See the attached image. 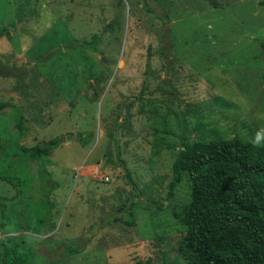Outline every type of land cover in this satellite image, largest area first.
<instances>
[{
    "label": "rangeland",
    "instance_id": "1",
    "mask_svg": "<svg viewBox=\"0 0 264 264\" xmlns=\"http://www.w3.org/2000/svg\"><path fill=\"white\" fill-rule=\"evenodd\" d=\"M259 1L163 0L167 63L158 52L161 21L143 9V0H0V25L15 24L0 37V62L13 67L12 75L0 76L6 104L0 172L13 168L26 179L29 202L24 206L0 178V258L7 238L14 243L24 236L36 264L182 261L178 245L186 226L173 212L191 199L186 171L167 198L181 145L232 137L254 143L258 136L255 144L264 142ZM94 34V50L63 44ZM46 53V60L33 58ZM16 110L24 118L20 136ZM68 131L72 138L27 164L8 152L15 143L32 146ZM136 201L161 205L135 207L128 224L124 213ZM44 215L52 230L37 220ZM92 225L96 233L82 251L63 258L62 246L47 248L89 234Z\"/></svg>",
    "mask_w": 264,
    "mask_h": 264
},
{
    "label": "trees",
    "instance_id": "2",
    "mask_svg": "<svg viewBox=\"0 0 264 264\" xmlns=\"http://www.w3.org/2000/svg\"><path fill=\"white\" fill-rule=\"evenodd\" d=\"M258 3L264 5L263 1ZM165 8L163 0H143V9L153 12L161 21L158 52L167 63H172V59H168L171 56V48ZM14 26V21L8 26L0 25V37L8 33L10 28H15ZM97 42L98 38L94 34L90 40L66 39L63 44L76 50L80 47L94 50ZM259 46L264 58V39L259 42ZM49 56L50 54L46 53L33 58L46 60ZM12 69L13 67L0 62V76L12 75ZM5 105L0 102V108ZM16 113L15 125L20 136L24 118L19 111L16 110ZM73 136V132L68 131L41 140L32 146L15 143L9 147L8 152L17 155L22 163L27 164L47 155L62 143L63 139ZM2 145L0 136V148H3ZM121 163L124 165L122 161ZM45 171L44 168L38 169L42 182ZM182 171L188 173L191 181V199L181 207L180 212H173L186 226V233L178 245V254L182 261L175 260L172 264H264V142L257 145L232 137L183 143L172 161L167 198L172 195L174 186L180 181ZM125 172L131 187L137 189L127 168ZM0 178L12 184L16 193L21 196L24 206L29 204L22 189L26 183L25 178H20L13 168L8 173L0 172ZM153 205L159 207L161 202H132L125 211L123 220L132 224L135 207L148 209ZM37 220L42 227L47 226L49 230L54 228L51 222L45 225V215ZM90 227L92 231L89 234L83 232L73 239L55 241L53 247L47 248L62 246L63 258L78 253L84 249L88 237L96 233L94 225ZM19 237V241L14 243H9L8 238L3 242L0 260L5 264H36L32 259L35 248L32 252L30 242L24 236ZM20 243L27 244L26 248H20Z\"/></svg>",
    "mask_w": 264,
    "mask_h": 264
},
{
    "label": "water",
    "instance_id": "3",
    "mask_svg": "<svg viewBox=\"0 0 264 264\" xmlns=\"http://www.w3.org/2000/svg\"><path fill=\"white\" fill-rule=\"evenodd\" d=\"M102 60H103V57H102ZM163 84H164V85L167 84V77H165V78L163 79Z\"/></svg>",
    "mask_w": 264,
    "mask_h": 264
},
{
    "label": "built area",
    "instance_id": "4",
    "mask_svg": "<svg viewBox=\"0 0 264 264\" xmlns=\"http://www.w3.org/2000/svg\"><path fill=\"white\" fill-rule=\"evenodd\" d=\"M101 179H103L104 181H107L108 177L107 176H102Z\"/></svg>",
    "mask_w": 264,
    "mask_h": 264
},
{
    "label": "clouds",
    "instance_id": "5",
    "mask_svg": "<svg viewBox=\"0 0 264 264\" xmlns=\"http://www.w3.org/2000/svg\"><path fill=\"white\" fill-rule=\"evenodd\" d=\"M259 139H260V137L258 136V137H257V140L254 141V143H258V142H259Z\"/></svg>",
    "mask_w": 264,
    "mask_h": 264
}]
</instances>
